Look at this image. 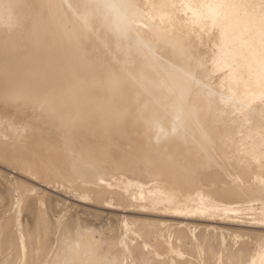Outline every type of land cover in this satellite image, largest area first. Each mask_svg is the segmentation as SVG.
<instances>
[{
    "label": "bare ground",
    "instance_id": "1",
    "mask_svg": "<svg viewBox=\"0 0 264 264\" xmlns=\"http://www.w3.org/2000/svg\"><path fill=\"white\" fill-rule=\"evenodd\" d=\"M0 102L33 128L0 119V264H264V0H0ZM24 177L125 213L120 250Z\"/></svg>",
    "mask_w": 264,
    "mask_h": 264
},
{
    "label": "rangeland",
    "instance_id": "2",
    "mask_svg": "<svg viewBox=\"0 0 264 264\" xmlns=\"http://www.w3.org/2000/svg\"><path fill=\"white\" fill-rule=\"evenodd\" d=\"M204 47V48H203ZM203 47H200L198 50V55H199V57L200 58H202V59H207L208 58V56H209V49H208V47L205 45V46H203ZM201 70V69H200ZM201 72H205V70L203 69ZM211 78V79H210ZM210 78H205L204 76H203V73L202 74H200L199 75V79H200V81L201 82H203V83H206V81H209L210 83H212L213 85H216V77H210ZM8 106V107H7ZM14 114V115H13ZM31 115V116H30ZM31 117H32V114H31V112L30 111H27L26 113H21V112H18V111H16L15 110V108L13 107V106H11V105H7V104H4V103H1L0 102V119H2L3 121H7L8 120V122H10V123H12L13 124V127H14V129H15V131H16V133L18 134L20 131L22 132V135H21V137L19 136V138H18V135H16L15 136V139L16 140H18L19 142H21V143H23L22 145H26L27 144V142H28V135H29V133L31 132V130H33V128H32V125H31ZM26 118H27V120H26ZM29 119V120H28ZM30 128H29V127ZM23 127H25L24 129H23ZM26 127H28V128H26ZM23 130H26L25 132L26 133H24V131ZM30 131V132H29ZM2 132H3V130H0V140L2 139L3 141H5V142H10L11 140H10V138H8V137H6L7 139H3L4 138V135L2 134ZM4 133V132H3ZM26 134V135H25ZM23 137H24V141L22 140L23 139ZM27 139V140H26ZM10 140V141H9ZM24 143H26V144H24ZM1 160H3V162H0V193H2L3 191H2V189H4V188H7V187H9L8 189L9 190H11V193L12 192H14L13 191V189H15V188H17V187H21V184H22V181H21V179L23 178H21V176H20V172L18 171V169L15 171V167H13V168H11L9 165H7V163L4 161V159H2V158H0V161ZM4 162L6 163V164H4ZM2 164V165H1ZM6 165V166H5ZM5 167V168H2V167ZM9 167V168H8ZM10 169L11 170H13V171H15L16 173H14L13 171H10ZM3 170V171H2ZM4 170H5V172H4ZM6 171H8V172H6ZM7 173H8V175H7ZM11 175V176H10ZM13 175V176H12ZM8 177H10V178H12V179H9ZM19 178V179H18ZM4 179V180H3ZM9 179V180H8ZM16 179V180H15ZM7 180V181H6ZM19 180V181H18ZM23 180V179H22ZM26 180H28V181H26ZM3 181H5V182H3ZM21 181V182H20ZM33 181V182H32ZM9 182V183H8ZM14 182V183H13ZM17 182V183H16ZM20 182V183H19ZM25 184H26V186L27 187H32V188H34L35 189V191L36 192H40V193H44L45 191L47 192V191H49L50 192V194L51 195H53L52 196V198H50V196H49V198L50 199H54V200H50L49 199V201H51L52 202V205L55 207V208H53V207H51L52 205H50V203H49V205H47V210H48V212L50 213V216L53 214V215H59V216H61L64 220H66L67 218H76V219H81V220H79L80 222H82V224L84 223V225H87V226H89L91 229H93V231H94V233L96 234V236H99V235H101V237L102 238H104V240H102V238L99 236V239H101L103 242H105L107 239H108V241L107 242H105V243H107L108 244V242H109V240L111 239V238H113V237H115V238H119V236H120V234H121V229H120V226H121V217L120 216H122V214H123V216L125 215V213H121V215L120 216H113L114 215V213H111V212H113L114 210H112V209H98V208H96V207H93V206H91V205H89L90 203H89V201H87L86 202V200H85V202H84V200H80L78 197H76V196H74L70 191H69V193H68V189L67 190H64V187L62 186V184H60L59 185V182L57 183L56 181H53V180H49V181H37V180H30V179H27L26 177H24V181H23ZM36 182H37V184H36ZM48 182H50V183H48ZM6 183H8V184H6ZM31 185H30V184ZM41 183H43V184H41ZM44 183H45V185H44ZM52 183V184H51ZM56 185H55V184ZM6 184V185H5ZM50 185V187H51V189L53 188V190L54 191H50V187H49V185ZM2 185V186H1ZM4 185V186H3ZM45 186V187H42V186ZM53 185V186H52ZM54 185H55V187H54ZM7 186V187H6ZM17 186V187H16ZM40 186V187H39ZM48 188H47V187ZM62 186V187H61ZM4 187V188H3ZM37 187V188H36ZM59 187V188H58ZM61 187V188H60ZM40 188H42V189H40ZM44 188V189H43ZM49 189V190H46V189ZM55 189H57V190H55ZM66 189V188H65ZM41 190V191H40ZM2 191V192H1ZM35 192V193H36ZM45 192V193H46ZM48 192V193H49ZM52 192V193H51ZM62 192V193H61ZM15 194V193H14ZM14 194H12V195H14ZM38 194V193H37ZM72 194V195H71ZM1 195V194H0ZM78 198V199H77ZM61 199V200H60ZM75 199V200H74ZM78 200H80V201H78ZM4 201H6L5 199H4ZM62 201V202H61ZM54 202V203H53ZM0 206H2L4 203L6 204V202H4L3 203V199L2 198H0ZM59 203V204H58ZM74 203V204H73ZM58 204V205H57ZM61 204V205H60ZM56 205V206H55ZM73 205V206H72ZM76 205V206H75ZM59 208H58V207ZM11 207V208H10ZM66 207V208H65ZM70 207H72V208H70ZM83 208V210H82V208ZM6 208H7V210L9 211V212H12L13 211V207L10 205H6ZM69 208V209H68ZM50 209H52V210H50ZM54 209V210H53ZM10 210H12V211H10ZM66 210V211H65ZM88 210H90L89 212H87ZM112 210V211H111ZM7 211V212H8ZM52 211H54V212H52ZM71 211V212H70ZM94 211H96V212H94ZM99 211V212H98ZM7 213V214H10V213ZM24 212V211H23ZM52 212V213H51ZM104 212V213H103ZM108 212V213H107ZM65 214V215H63V214ZM99 213V214H98ZM6 214V215H7ZM111 214H113V215H111ZM126 215H129V216H131V214L130 213H126ZM21 216H22V218H24L23 216H25L23 213L21 214ZM161 216H164V217H161ZM161 216H159L158 218L160 219V217H161V219L160 220H162V221H166V223L168 222V220H169V223L168 224H171V222H172V224L174 223L173 221H175L176 223H178V222H189L190 220H192V219H190V220H187V221H185V219H188L187 217H185V216H183L182 214H180V213H177V214H173V215H161ZM167 216H168V218H167ZM114 217H116V218H114ZM171 217H172V219L173 220H171ZM243 217V216H242ZM239 218V220L240 221H243L244 220V222L245 223H248V222H250L251 221V219L249 218V216H244V219L243 218ZM168 219V220H166V219ZM175 218V219H174ZM177 218V219H176ZM179 218V219H178ZM164 219V220H163ZM243 219V220H242ZM246 219V220H245ZM177 220V221H176ZM90 224H89V223ZM137 223V222H136ZM175 224V223H174ZM174 224H173V228H172V225L170 226V232L172 233H174V229L176 228V226H175V228H174ZM212 224H214V223H212ZM92 227H91V226ZM215 225H217V224H215ZM224 226H227V223H225L224 224ZM243 228H242V227ZM227 227H229V228H232L233 227V229L234 230H239V231H242V230H244V229H246L245 227L246 226H243V225H240V227L239 226H237V225H231V224H229ZM171 228H172V230H171ZM232 229V230H233ZM1 233V232H0ZM120 233V234H119ZM2 235H3V233H1ZM0 234V238L2 237L3 238V236ZM116 234H118V236L116 235ZM117 237H116V236ZM134 236L133 235H130V237H129V241H131L130 243H132L133 242V240H134V243H133V245H136L137 243V241H135V238H133ZM2 238H1V240H2ZM114 238V239H115ZM133 238V239H132ZM228 239L227 240H230V238L229 237H227ZM114 239H112V242H109V245H108V247H107V250H108V248H111V247H109L111 244L110 243H113V241H114ZM116 240V239H115ZM111 241V240H110ZM118 245V244H117ZM117 245H115V248H116V246ZM105 246H107L106 244H105ZM112 246H114L113 244H112ZM120 248V246H117V249L118 250H120L119 249ZM117 249H115L114 250V248H113V250H112V248L109 250V251H111L112 250V252L113 253H115V252H118V250ZM190 250H194L195 251V249L193 248V249H190ZM108 251V253L110 254V255H108L109 257H112V255H111V252H109ZM121 258H123V257H121Z\"/></svg>",
    "mask_w": 264,
    "mask_h": 264
}]
</instances>
